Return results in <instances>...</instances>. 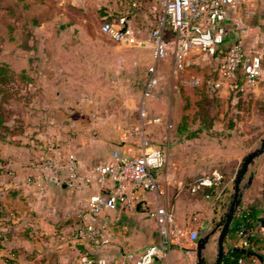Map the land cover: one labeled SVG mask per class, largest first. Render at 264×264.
I'll use <instances>...</instances> for the list:
<instances>
[{"label": "crops", "instance_id": "obj_1", "mask_svg": "<svg viewBox=\"0 0 264 264\" xmlns=\"http://www.w3.org/2000/svg\"><path fill=\"white\" fill-rule=\"evenodd\" d=\"M121 3L58 0L53 15L43 25L63 26L60 31L34 33L38 49L31 53L19 48L8 56L4 50L0 53V61L17 58L18 65L13 62L10 67L27 79V94L17 104L22 128L13 129L0 140V264H79L85 251L102 255L109 262L135 264L125 257L127 252L159 241L158 224L151 214L157 204L170 208L178 225L197 230L199 236L209 232L228 209L232 177L248 150L241 136L235 131L227 134L221 128H196L193 123L178 128L172 101L165 107L154 106L146 82L141 90L136 79L140 71H144L143 76L155 62L151 48L148 51L139 45L127 46L106 34L81 31L84 8L100 9L103 21L116 13L113 10L129 12L121 11ZM129 8L130 12L134 10L133 5ZM236 15L241 27L226 22V38L233 37L232 41L240 42L247 51L261 44L264 0H241ZM115 43L128 49L116 51ZM202 56L216 58L193 51L189 59L194 62ZM262 66V75L255 82H247L238 71L229 79L230 84L223 81L216 94L225 97L233 87L251 86L257 95L264 96V91H258L264 89V59ZM216 67L210 70L211 77L216 76ZM142 119L144 136L165 154L158 171L159 189L134 191L130 206H117L97 215L95 223L108 225L110 240L94 248L77 240L74 232L84 217L89 196L104 194V189L96 182L74 188L52 181H46L40 189L28 178L38 172L41 157L64 159L71 153L83 174L90 165L109 158L114 149L136 153L141 135L135 126ZM13 121L11 118L9 124ZM48 145H52L50 151ZM212 168L224 174L223 181L191 192L188 185L194 177ZM241 190L236 213L253 208L255 225L264 231L260 220L264 218V152L248 166ZM217 234L218 230L210 236L205 250L208 264L215 262ZM180 240L164 257L155 256L150 264H196V256L187 252L191 242L184 237ZM235 240L236 232L228 230L224 250ZM242 264H264V256L262 260L244 256Z\"/></svg>", "mask_w": 264, "mask_h": 264}, {"label": "built area", "instance_id": "obj_2", "mask_svg": "<svg viewBox=\"0 0 264 264\" xmlns=\"http://www.w3.org/2000/svg\"><path fill=\"white\" fill-rule=\"evenodd\" d=\"M240 4L241 0H162L161 11L153 16L147 37L142 38L135 33L130 25L128 12L109 14L101 22L100 30L111 39L127 46L143 44L151 48L155 62L148 69L150 75L146 91L156 83L154 73L157 62L167 57L169 50L173 64L178 70H184L191 62L189 54L193 51L218 58L216 76L200 78L191 75L185 82L204 84L208 88L217 89L225 79L233 78L241 71L245 80L252 83L258 80L263 72L264 41L248 51L240 42L235 41L222 51L227 32L226 22H231L234 27H241V20L236 15ZM144 114L141 110V115ZM144 122L145 119H142L139 125L135 126V131L141 136L137 152L134 154L114 149L109 158L90 165L83 174L80 173L71 153L64 159L54 155L41 157L38 172L28 178V181L34 182L40 189L44 188L46 181L57 185L66 183L74 188H79L84 183L96 182L104 189V194L93 193L89 196L82 212L84 217L74 232L77 240H84L94 248L108 243V225L95 223L96 216L117 206H130L131 193L134 191L159 189L158 171L164 164L165 154L158 144L144 136ZM47 148L50 151L52 145ZM223 179L224 174L219 169L212 168L194 177L188 188L191 192H196L204 187L218 186ZM151 214L158 224L159 241L138 251L127 252L126 258L132 259L135 264H150L155 256L164 257L172 244L180 243L183 237L191 242L187 248L188 254L195 255L196 240L199 237L197 230L178 225L174 212L164 204H157ZM235 232L236 240L232 247L252 249L249 237L256 232L263 234L264 241V231L256 225ZM243 260L244 257L238 258L237 264H242ZM79 264L121 263L109 262L102 255L85 251L80 255Z\"/></svg>", "mask_w": 264, "mask_h": 264}, {"label": "rangeland", "instance_id": "obj_3", "mask_svg": "<svg viewBox=\"0 0 264 264\" xmlns=\"http://www.w3.org/2000/svg\"><path fill=\"white\" fill-rule=\"evenodd\" d=\"M58 0H0V53L11 54L18 50L29 51L38 49V43L34 40V33L43 31H60L59 25H43L49 16L53 15ZM122 9L129 11L130 25L137 35L145 36L151 29V17L161 11L162 0H121ZM119 2V1H117ZM136 5L134 6L133 4ZM134 10L130 12L131 6ZM113 12H120L113 10ZM84 24L82 32L97 33L104 35L100 30L102 12L96 7L84 8ZM69 27V26H67ZM64 31V30H62ZM69 31V30H68ZM75 31H78L76 29ZM233 37L227 38L222 49L233 41ZM232 41V42H228ZM116 51L128 49L117 43ZM150 51L147 45H139ZM1 58V57H0ZM18 65L17 58H9V62L0 61L8 68V85L5 88L8 98L13 107L21 111L17 104H20L27 94L26 77L22 72L14 71L10 65ZM218 58L202 56L190 62L184 71H177L174 68L173 58L169 50L166 58L162 59L154 73L157 81L149 89L152 95L154 106L165 107L172 101L178 114V128H186L192 123L196 128L214 129L221 128L227 134L235 131L239 134L244 149L255 147L260 138L264 136V96L256 94L251 86L233 87L226 92L225 97L216 94V89L206 88L204 84H193L184 80L191 76L209 78L212 75V68L218 64ZM140 71L136 79L140 81L141 90L144 83L147 84L149 70L147 73ZM140 75V77H139ZM147 78V79H146ZM225 79L228 84L231 81ZM224 80V81H225ZM153 91V92H152ZM263 93V90H258ZM16 103V104H15ZM214 118V119H213ZM247 150V151H248ZM196 177V176H195ZM196 256V255H195Z\"/></svg>", "mask_w": 264, "mask_h": 264}, {"label": "water", "instance_id": "obj_4", "mask_svg": "<svg viewBox=\"0 0 264 264\" xmlns=\"http://www.w3.org/2000/svg\"><path fill=\"white\" fill-rule=\"evenodd\" d=\"M264 152V136L260 138L258 144L252 149L248 150L242 157L236 171L232 177L230 187L232 189L231 200L228 205V209L225 212L224 216L221 217L219 222L215 223L213 228L209 232L199 236L196 240L195 246V255H196V264H208L205 256V250L207 249V244L209 242L210 236L218 230L216 237V258L213 264H220L221 258L224 252V241L226 234L230 228V225L234 219L236 211L241 201L242 197V181L244 175L248 169V166L253 163L254 159ZM262 225L264 226V218H260ZM234 250L239 251L245 256H255L260 260L263 259L262 255L249 248L234 246Z\"/></svg>", "mask_w": 264, "mask_h": 264}, {"label": "trees", "instance_id": "obj_5", "mask_svg": "<svg viewBox=\"0 0 264 264\" xmlns=\"http://www.w3.org/2000/svg\"><path fill=\"white\" fill-rule=\"evenodd\" d=\"M225 36L224 41L227 39ZM226 48V47H225ZM222 49L223 50H225ZM8 68L5 64L0 63V140L5 139L8 133L13 129H21L22 122L17 116L18 110L13 107L8 94L6 93V87L8 85ZM14 121L9 124L10 119ZM257 223L256 212L253 208L239 210L230 225V231H236L241 228L248 229L253 227ZM252 243V249L259 252L262 257L264 256V241L263 234L256 232L249 237ZM245 255L239 251L234 250L232 247H227L222 255L220 264H237V260Z\"/></svg>", "mask_w": 264, "mask_h": 264}]
</instances>
